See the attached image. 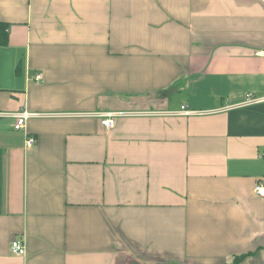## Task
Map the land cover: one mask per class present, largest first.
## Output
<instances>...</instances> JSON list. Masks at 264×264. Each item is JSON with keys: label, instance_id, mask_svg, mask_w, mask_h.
I'll use <instances>...</instances> for the list:
<instances>
[{"label": "crops", "instance_id": "0c3cea01", "mask_svg": "<svg viewBox=\"0 0 264 264\" xmlns=\"http://www.w3.org/2000/svg\"><path fill=\"white\" fill-rule=\"evenodd\" d=\"M0 23V264H264V1L0 0Z\"/></svg>", "mask_w": 264, "mask_h": 264}, {"label": "built area", "instance_id": "2783aa9c", "mask_svg": "<svg viewBox=\"0 0 264 264\" xmlns=\"http://www.w3.org/2000/svg\"><path fill=\"white\" fill-rule=\"evenodd\" d=\"M261 1H264V0H261ZM257 54L264 56V52H262V51L257 52ZM35 79L36 80L41 79V75L37 74L35 76ZM261 101H264V95L263 96H254L252 94H248L246 104L258 103ZM175 113L190 114V111L185 109L184 106H181L180 111H175ZM122 114H124V113H116V112L115 113H104L101 115L102 116L101 123L104 127L110 128L115 124L116 118ZM10 115H12L15 118V123L13 125V128L15 130H22L25 126V122H26L27 118L29 116H31V114L28 113L25 109L15 113V114H10ZM34 142H35L34 138L32 136H28L25 144L27 147H31L34 144ZM262 157L264 158V152L262 153ZM254 191L257 195L264 196V184L259 182L255 186ZM10 250L12 251V253H14L16 255L25 254L24 244L20 240L12 241L11 245H10Z\"/></svg>", "mask_w": 264, "mask_h": 264}, {"label": "trees", "instance_id": "16d2710c", "mask_svg": "<svg viewBox=\"0 0 264 264\" xmlns=\"http://www.w3.org/2000/svg\"><path fill=\"white\" fill-rule=\"evenodd\" d=\"M0 28L2 30L6 29V24L5 23H0ZM3 42H5L4 39L0 40V43H3Z\"/></svg>", "mask_w": 264, "mask_h": 264}]
</instances>
